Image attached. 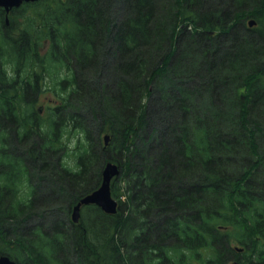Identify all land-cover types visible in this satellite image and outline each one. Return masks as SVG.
Listing matches in <instances>:
<instances>
[{
  "label": "trees",
  "instance_id": "16d2710c",
  "mask_svg": "<svg viewBox=\"0 0 264 264\" xmlns=\"http://www.w3.org/2000/svg\"><path fill=\"white\" fill-rule=\"evenodd\" d=\"M10 11L6 24L0 8V255L264 264V0H36ZM46 91L60 102L42 121ZM108 161L121 168L118 211L88 204L74 222Z\"/></svg>",
  "mask_w": 264,
  "mask_h": 264
},
{
  "label": "water",
  "instance_id": "95a60500",
  "mask_svg": "<svg viewBox=\"0 0 264 264\" xmlns=\"http://www.w3.org/2000/svg\"><path fill=\"white\" fill-rule=\"evenodd\" d=\"M24 1H35V0H0V6L4 7L8 12L13 7L20 6ZM256 23L255 19H250L249 26H253ZM104 143L107 145L110 140V134H105ZM121 172L119 163L115 161H108L102 172V182L100 186L83 195L77 203L73 206L71 217L74 222H79L81 216V209L84 205L96 204L101 207L107 213H116L119 208L118 200L112 195L111 184L112 180L117 177ZM0 264H17L7 254L0 255Z\"/></svg>",
  "mask_w": 264,
  "mask_h": 264
},
{
  "label": "flooded vegetation",
  "instance_id": "af4514ba",
  "mask_svg": "<svg viewBox=\"0 0 264 264\" xmlns=\"http://www.w3.org/2000/svg\"><path fill=\"white\" fill-rule=\"evenodd\" d=\"M24 3H28V2H24ZM23 3V4H24ZM0 8H3V9H5L4 7H2V6H0ZM11 10V9H10ZM9 10V12H7L6 10V12L4 13V15H3V18H4V21H5V23L6 24H8V23H10V16H12L13 15V13L11 12ZM0 20H2V19H0ZM13 73V72H12ZM12 75V74H11ZM17 76H19L18 74H17ZM21 77V76H20ZM32 88V87H31ZM54 99L53 98H48L47 97V100H46V102H52ZM45 102V107L43 106V105H40L37 109H36V111L38 112V116L40 117V119L42 120V121H44L43 119H42V116H43V114H44V112H45V110L48 112V120L50 119V115H49V113L52 111V108H50L49 106L48 107H46V104H48V105H50L49 103H46ZM1 115H0V120H1V124L2 125H4V123H6V122H8V119H5L3 116H5V112H7V110H4V109H2L1 111ZM3 118H2V117ZM59 160H61L60 162H62L63 161V158H59ZM24 185V184H23ZM23 188V191H24V189H30V187H29V184H27V185H25V186H23L22 187Z\"/></svg>",
  "mask_w": 264,
  "mask_h": 264
},
{
  "label": "rangeland",
  "instance_id": "374dc122",
  "mask_svg": "<svg viewBox=\"0 0 264 264\" xmlns=\"http://www.w3.org/2000/svg\"><path fill=\"white\" fill-rule=\"evenodd\" d=\"M44 50H46V49H44ZM47 80H49V79H47ZM47 97L48 98H55L51 103H52V105H55V104H57V103H59L60 102V100L55 96V94L53 93V92H51V91H46V92H43V93H41L39 96H38V98H39V101H37L38 103H36V105H35V109H37L40 105H45V102H46V100H47ZM46 103H49V101L48 102H46ZM45 107V106H44ZM46 107H48V104H46ZM42 119L45 121V120H48V112L45 110V112H44V114H43V116H42ZM69 157H67V159L66 160H68L67 162H69V161H71L72 160V157H70L69 159H68ZM43 188V187H42ZM41 188V189H42ZM44 189V188H43ZM42 189V190H43ZM58 193V192H57ZM59 213H60V211H58ZM45 217V216H44ZM44 217L43 218H41L40 219V221H43L44 220ZM48 220H51V218H49V217H47L46 219H45V221H48ZM36 221H39V218L37 217V218H35L34 220H33V222L32 223H34V222H36Z\"/></svg>",
  "mask_w": 264,
  "mask_h": 264
}]
</instances>
